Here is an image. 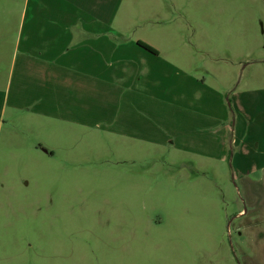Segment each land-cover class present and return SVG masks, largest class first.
<instances>
[{"label": "rangeland", "instance_id": "1", "mask_svg": "<svg viewBox=\"0 0 264 264\" xmlns=\"http://www.w3.org/2000/svg\"><path fill=\"white\" fill-rule=\"evenodd\" d=\"M24 3L0 0L3 72ZM103 5L101 23L73 27L89 49L54 50L71 72L57 112L28 124L7 106L0 264H264V210L247 201L260 195L240 177L264 165V0ZM69 74L83 81L67 96Z\"/></svg>", "mask_w": 264, "mask_h": 264}, {"label": "crops", "instance_id": "2", "mask_svg": "<svg viewBox=\"0 0 264 264\" xmlns=\"http://www.w3.org/2000/svg\"><path fill=\"white\" fill-rule=\"evenodd\" d=\"M105 1L51 0L47 2L46 0H25V6L20 14L17 40L12 50L7 52L11 54V61L8 64L9 69L3 72L0 67V78L5 79V89L0 91L2 97L0 128L2 123L5 122L3 117L7 111V106H10V110L28 114L26 122L28 124L32 122L34 116H38L40 113L47 112L48 116H53L57 112L58 81H61L60 89L63 91V82L67 79V72H71L68 69V63L65 64L63 61L64 57L56 54L54 50L55 48H64L70 51L89 49V45L94 42L90 41L89 37L81 42L75 40V38L81 36V33L78 29L73 31V27L84 24L90 28L101 23L99 12L102 14ZM78 20L79 24H77ZM136 47L147 59H150L149 57L152 55H158V51L154 47L157 51L156 54L138 44ZM127 58L128 60L123 58V61H131V64H134L130 57ZM130 67L126 69L127 72L130 71ZM59 69L60 71H58ZM58 72L63 73L59 74ZM69 77L72 84L67 91V96L73 94V83L80 84L83 81V79H79L77 76L74 77L71 74H69ZM26 127H21L17 133L26 137ZM7 129L12 130L10 127ZM29 137H31V134H29ZM8 140H11L10 136ZM240 144L238 154L243 151L247 153V145L243 140L240 141ZM46 152L48 155L52 154L50 149H46ZM253 152L262 154L264 149L262 151L254 149ZM254 168L259 169L247 168L241 172L244 175L240 174V177L243 178L242 183L249 192V197L254 191H257L255 194L260 195L254 200L253 198L247 199L249 206L254 208L253 215L258 214V212H255L256 209L264 210V165ZM235 169L238 171L241 168ZM251 178L258 179L254 182L257 184L256 186L253 183L251 185ZM255 187H258V189ZM1 236L11 242L12 246H18V235L13 232ZM15 252H18V254L23 253L22 250H12V259L17 258Z\"/></svg>", "mask_w": 264, "mask_h": 264}, {"label": "trees", "instance_id": "3", "mask_svg": "<svg viewBox=\"0 0 264 264\" xmlns=\"http://www.w3.org/2000/svg\"><path fill=\"white\" fill-rule=\"evenodd\" d=\"M137 44H138L139 46L145 48L146 50H148V51L154 53V54L157 53V51H156L153 47H151L150 45H148L147 43H145V42H143V41H139V40H138V41H137Z\"/></svg>", "mask_w": 264, "mask_h": 264}]
</instances>
